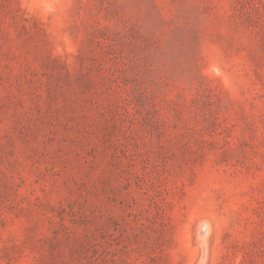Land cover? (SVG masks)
Returning <instances> with one entry per match:
<instances>
[{"label":"rangeland","instance_id":"1","mask_svg":"<svg viewBox=\"0 0 264 264\" xmlns=\"http://www.w3.org/2000/svg\"><path fill=\"white\" fill-rule=\"evenodd\" d=\"M0 264H264V0H0Z\"/></svg>","mask_w":264,"mask_h":264}]
</instances>
